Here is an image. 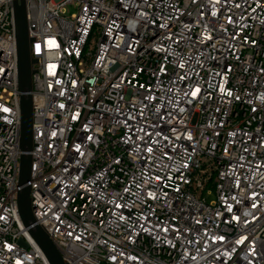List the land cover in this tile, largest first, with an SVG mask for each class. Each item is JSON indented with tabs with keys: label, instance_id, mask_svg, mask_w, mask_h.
<instances>
[{
	"label": "built area",
	"instance_id": "built-area-1",
	"mask_svg": "<svg viewBox=\"0 0 264 264\" xmlns=\"http://www.w3.org/2000/svg\"><path fill=\"white\" fill-rule=\"evenodd\" d=\"M26 1L32 207L64 262L264 264V0ZM20 136L0 0V264H50Z\"/></svg>",
	"mask_w": 264,
	"mask_h": 264
},
{
	"label": "water",
	"instance_id": "water-1",
	"mask_svg": "<svg viewBox=\"0 0 264 264\" xmlns=\"http://www.w3.org/2000/svg\"><path fill=\"white\" fill-rule=\"evenodd\" d=\"M15 27L18 54L19 89L21 91V159L18 184V206L24 226L42 249L50 264L65 263L57 246L39 223L33 213L31 198V174H32V149L33 141V64L38 58L31 55V41L36 40L30 37L29 29L35 26H28L30 18L29 1L14 0Z\"/></svg>",
	"mask_w": 264,
	"mask_h": 264
},
{
	"label": "rangeland",
	"instance_id": "rangeland-1",
	"mask_svg": "<svg viewBox=\"0 0 264 264\" xmlns=\"http://www.w3.org/2000/svg\"><path fill=\"white\" fill-rule=\"evenodd\" d=\"M214 198V195H210V196H208V199L209 200H211V199H213Z\"/></svg>",
	"mask_w": 264,
	"mask_h": 264
}]
</instances>
